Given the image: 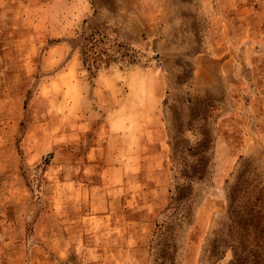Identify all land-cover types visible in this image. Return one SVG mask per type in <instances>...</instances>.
I'll return each mask as SVG.
<instances>
[{
  "label": "rangeland",
  "instance_id": "1",
  "mask_svg": "<svg viewBox=\"0 0 264 264\" xmlns=\"http://www.w3.org/2000/svg\"><path fill=\"white\" fill-rule=\"evenodd\" d=\"M223 6L0 0V173L5 164L19 177L0 179V264H77L55 261L38 240L47 221L34 230L40 210L49 217L47 165L98 153L106 186L112 166L152 150L164 197L147 264L167 244L174 264H264V57L259 39H246L243 64L212 93Z\"/></svg>",
  "mask_w": 264,
  "mask_h": 264
},
{
  "label": "crops",
  "instance_id": "2",
  "mask_svg": "<svg viewBox=\"0 0 264 264\" xmlns=\"http://www.w3.org/2000/svg\"><path fill=\"white\" fill-rule=\"evenodd\" d=\"M216 3L225 8L219 16L220 35L225 40L219 49L212 50L214 94L226 85L229 65L243 64L244 60L237 55L246 52L242 47L246 39L257 37L259 54L264 57V0H216ZM226 7L236 9V25L223 15ZM24 34L23 31L17 35ZM232 37L236 38L235 43ZM203 67L198 66L199 75ZM256 100L264 102V95ZM145 144L147 148L150 143ZM29 151L35 159L43 153L42 149L33 147ZM152 151L141 153L128 169H123L122 164L112 166L106 186L105 177L97 171L98 153L94 162L87 159V152L81 161L64 158L46 166L41 199L48 203L49 217L44 219L45 213L40 210L34 230L48 222L38 240L55 261L73 256L77 264H147L150 224L155 208L164 197L162 181L157 175L162 162L155 161ZM6 175L11 176L10 180L19 178L14 166L4 164L0 179Z\"/></svg>",
  "mask_w": 264,
  "mask_h": 264
},
{
  "label": "trees",
  "instance_id": "3",
  "mask_svg": "<svg viewBox=\"0 0 264 264\" xmlns=\"http://www.w3.org/2000/svg\"><path fill=\"white\" fill-rule=\"evenodd\" d=\"M185 195H183L182 197H184ZM180 197V195H179ZM172 248V250L170 251V248ZM175 250V247L172 246V244H167L165 245L164 249H161L160 252L158 253V257H157V260H159V263L158 264H174V256H173V253ZM160 258H161V261H160ZM239 264V263H238ZM240 264H257L256 261L252 262V263H243L241 262Z\"/></svg>",
  "mask_w": 264,
  "mask_h": 264
}]
</instances>
